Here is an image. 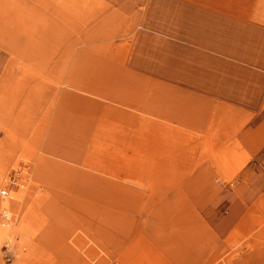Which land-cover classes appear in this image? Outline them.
I'll list each match as a JSON object with an SVG mask.
<instances>
[{
	"label": "rangeland",
	"instance_id": "1",
	"mask_svg": "<svg viewBox=\"0 0 264 264\" xmlns=\"http://www.w3.org/2000/svg\"><path fill=\"white\" fill-rule=\"evenodd\" d=\"M127 1L0 0V264H185L248 239L224 219L248 158L124 119Z\"/></svg>",
	"mask_w": 264,
	"mask_h": 264
},
{
	"label": "crops",
	"instance_id": "2",
	"mask_svg": "<svg viewBox=\"0 0 264 264\" xmlns=\"http://www.w3.org/2000/svg\"><path fill=\"white\" fill-rule=\"evenodd\" d=\"M117 10L124 78L111 87L138 96L124 119L189 129V158L221 144L255 174L238 188L251 196L224 217L248 239L239 250H189L185 264H264V0H129Z\"/></svg>",
	"mask_w": 264,
	"mask_h": 264
}]
</instances>
